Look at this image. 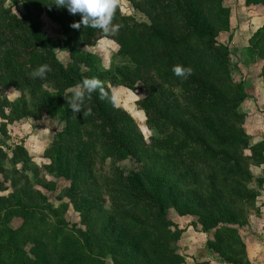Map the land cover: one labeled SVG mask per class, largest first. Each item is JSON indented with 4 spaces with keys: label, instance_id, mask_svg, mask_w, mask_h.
Returning <instances> with one entry per match:
<instances>
[{
    "label": "trees",
    "instance_id": "16d2710c",
    "mask_svg": "<svg viewBox=\"0 0 264 264\" xmlns=\"http://www.w3.org/2000/svg\"><path fill=\"white\" fill-rule=\"evenodd\" d=\"M10 1L19 2L22 12H12L0 0V86L15 89L20 98L3 100L9 112L0 111V116L10 121L41 111L63 123L62 132H54L52 144H57L55 155L60 157L64 154L60 149L67 154L74 149V166L64 170L70 183L66 196L82 214L105 218V232L92 243L109 244L117 264H181L183 257L166 249L164 240V211L172 207L178 215L196 216L202 231L211 233L207 248L224 263L245 264L233 212L238 203L256 196L247 187L251 175L246 168L262 164L264 139L249 144L240 127L243 116L238 105L245 93L229 74L227 47L215 38L216 31L228 24V9L222 1H135L133 6L144 20L122 14L112 0ZM244 3L260 5L264 16V0ZM44 11L60 25L62 44L70 57L65 65L54 54L56 41L40 28L39 15ZM100 38L114 42L126 60L118 72L119 83L127 88L136 82L143 85L144 95L136 106L155 131L147 141L130 114L114 107L94 56L80 51L81 45H93ZM248 44L251 57L257 54L263 59L264 83V22ZM178 94L185 101L181 106L175 101ZM169 110L171 118H167ZM175 130L182 136H174ZM99 148L118 160L145 158L136 171L116 172L101 182L106 189L120 187L106 193L112 204L109 211L103 208L100 187H87ZM242 148L248 149L249 156L242 155ZM15 154L25 155V151L16 146ZM4 156L0 150V160ZM200 169L206 171L203 178ZM256 180L260 184L264 178ZM26 211L23 208L22 215ZM101 212L105 217L98 216ZM3 220L0 264H54L55 256L59 264H92L85 250L68 249L69 243L56 253L34 237L24 250L17 230L2 225ZM85 239L91 247L89 237Z\"/></svg>",
    "mask_w": 264,
    "mask_h": 264
},
{
    "label": "rangeland",
    "instance_id": "374dc122",
    "mask_svg": "<svg viewBox=\"0 0 264 264\" xmlns=\"http://www.w3.org/2000/svg\"><path fill=\"white\" fill-rule=\"evenodd\" d=\"M112 1L122 14L137 20L145 19L143 13L133 6L134 2L139 0ZM221 1L228 9V24L225 28L216 31L215 38L217 43L227 47L229 74L232 80L239 83L244 90L245 97L238 105V112L243 116L240 127L248 135L247 140L251 144L264 139V89L262 86L264 83L261 75L263 59L257 54L251 57L248 41L252 33L263 24L264 16L260 5H246L244 0ZM4 6L10 7L16 14L22 12L19 2L11 3L10 0H4ZM39 19L42 31L56 41L53 51L57 60L65 65L70 57L62 44L64 37L59 23L45 11L40 13ZM80 51L94 56L97 67L104 75L103 81L112 94L114 107L130 114L144 140L147 141V137L155 134V131L149 127L144 114L136 106V100L144 95V88L140 82H136L132 88L119 83L118 72L127 63L117 52L116 44L107 38H100L93 45H81ZM19 96L15 89L0 86V111L5 114L9 112L8 107L3 105V100L15 102L20 98ZM175 99L178 105L185 104L179 94ZM16 106L21 107L20 103ZM27 108H30V104H27ZM39 113L33 117L25 114L10 121L0 116V150L5 154L0 160L3 168V172H0L2 186L0 221L4 218L2 225L17 230L18 243L24 250L31 246V238L37 237L36 241H40L41 244L42 241L44 244L47 243L56 253L64 248L63 245L69 243L68 249L77 247L79 252L85 250L86 255L89 256L87 260L92 264L97 262L117 264V257L110 252L109 244L102 243L99 247L98 243H92L100 232H105L102 230L105 218L96 217L97 215L92 213L91 215L82 214L77 205L66 196V189L70 183L64 170L65 168L71 170L74 166V149L71 154L65 153L63 148L60 149L64 153L60 157L57 156L58 154L55 155L59 153L57 144H52L53 139L55 140L54 132H62L63 123L53 115H47L41 111ZM172 115V111L169 110L167 118H171ZM12 116L14 114L10 115ZM174 136L182 135L180 131L175 130ZM16 146L22 147L25 155L15 154L14 156ZM240 146L238 144L236 148ZM241 152L243 156H249L248 149L242 148ZM65 155L70 157L69 161L64 159ZM93 157L91 168L93 178L92 181L89 180L87 187L92 188L95 184L100 187L102 201L105 203L103 208L109 211L112 204L106 193L118 191L120 187L106 189L101 182L106 176L112 177L116 172L125 175L129 170L136 171L141 164L140 160L145 158L142 156L138 162L131 157L118 160L100 148ZM246 169L251 175L246 182L247 187L254 190L256 196L251 201L245 200L238 203L237 210L233 212L236 217L233 226L244 245L247 258L245 264H264V181L258 184L256 180V178H264V157L260 166L250 164ZM199 171L203 178L206 171L203 169ZM201 187L206 189L203 182ZM120 193L114 192L116 195ZM23 208L27 209L28 214L22 215ZM98 216L105 217L104 213ZM164 218L166 224L162 225L167 230L164 237L166 249L182 256L184 261L181 264H193L194 261L202 260L210 264H226L216 252L207 248L206 244L211 233L202 231L200 225L196 223V216L178 215L172 207H166ZM123 220L130 223L127 218ZM221 225L226 223L222 222ZM86 236L91 240L89 243L93 247L87 244ZM55 257H52V262L59 264L60 261Z\"/></svg>",
    "mask_w": 264,
    "mask_h": 264
}]
</instances>
